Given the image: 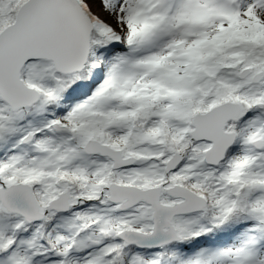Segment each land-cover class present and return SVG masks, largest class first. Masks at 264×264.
<instances>
[{"label": "snow or ice", "instance_id": "snow-or-ice-1", "mask_svg": "<svg viewBox=\"0 0 264 264\" xmlns=\"http://www.w3.org/2000/svg\"><path fill=\"white\" fill-rule=\"evenodd\" d=\"M0 264H264V0H0Z\"/></svg>", "mask_w": 264, "mask_h": 264}]
</instances>
